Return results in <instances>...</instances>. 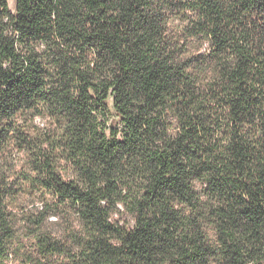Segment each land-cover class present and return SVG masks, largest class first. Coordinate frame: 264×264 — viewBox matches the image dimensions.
<instances>
[{
    "label": "trees",
    "instance_id": "16d2710c",
    "mask_svg": "<svg viewBox=\"0 0 264 264\" xmlns=\"http://www.w3.org/2000/svg\"><path fill=\"white\" fill-rule=\"evenodd\" d=\"M11 255L264 264V0H0Z\"/></svg>",
    "mask_w": 264,
    "mask_h": 264
},
{
    "label": "rangeland",
    "instance_id": "374dc122",
    "mask_svg": "<svg viewBox=\"0 0 264 264\" xmlns=\"http://www.w3.org/2000/svg\"><path fill=\"white\" fill-rule=\"evenodd\" d=\"M9 7L14 10V0H9ZM22 161L17 162L16 169L20 168ZM38 193L28 192L26 189H20L17 194L10 200L11 207L16 212H21L22 209H28L32 207L34 200H36ZM7 264H25L21 258H17L13 255L10 256Z\"/></svg>",
    "mask_w": 264,
    "mask_h": 264
}]
</instances>
